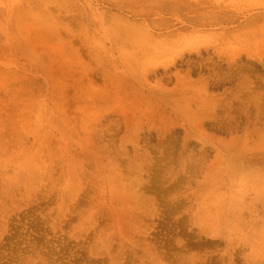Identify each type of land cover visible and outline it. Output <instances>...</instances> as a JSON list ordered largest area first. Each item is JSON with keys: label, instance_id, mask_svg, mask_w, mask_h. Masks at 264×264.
Segmentation results:
<instances>
[{"label": "rangeland", "instance_id": "1", "mask_svg": "<svg viewBox=\"0 0 264 264\" xmlns=\"http://www.w3.org/2000/svg\"><path fill=\"white\" fill-rule=\"evenodd\" d=\"M0 264H264V0H0Z\"/></svg>", "mask_w": 264, "mask_h": 264}]
</instances>
